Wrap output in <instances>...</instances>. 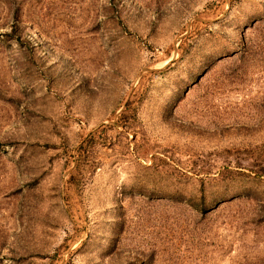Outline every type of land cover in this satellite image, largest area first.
<instances>
[{
  "label": "rangeland",
  "instance_id": "rangeland-1",
  "mask_svg": "<svg viewBox=\"0 0 264 264\" xmlns=\"http://www.w3.org/2000/svg\"><path fill=\"white\" fill-rule=\"evenodd\" d=\"M0 264H264V0H0Z\"/></svg>",
  "mask_w": 264,
  "mask_h": 264
}]
</instances>
